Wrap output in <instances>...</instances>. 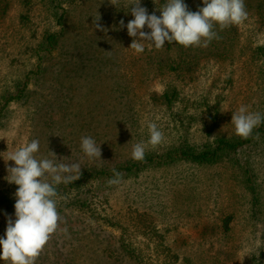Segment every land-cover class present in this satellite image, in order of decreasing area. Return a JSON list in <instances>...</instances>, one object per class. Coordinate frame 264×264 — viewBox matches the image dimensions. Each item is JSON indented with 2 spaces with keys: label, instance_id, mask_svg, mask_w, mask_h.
I'll use <instances>...</instances> for the list:
<instances>
[{
  "label": "rangeland",
  "instance_id": "374dc122",
  "mask_svg": "<svg viewBox=\"0 0 264 264\" xmlns=\"http://www.w3.org/2000/svg\"><path fill=\"white\" fill-rule=\"evenodd\" d=\"M184 2L193 12L204 6ZM126 4L68 0L62 10L51 0H0V153L37 139L38 159L78 163V180L88 176L76 196L70 184L78 180L57 186L62 223L35 264H136L139 255L144 264H264V123L252 134L259 139L216 162L139 166L115 186L109 176L90 177L134 164L133 145L148 140L149 122L165 139L145 155L165 158L185 141L199 149L240 137L231 119L242 105L264 114V62L254 52L264 45V1L245 0L248 18L217 28L220 39L206 48L168 50L166 41L161 49L145 43L140 54L130 49L126 25L134 17ZM141 5L161 15L154 0ZM98 16L107 31L95 28ZM27 79L21 97L5 105ZM85 136L101 145V159L83 153ZM7 175L0 156V196L16 200L18 186ZM5 213L15 220V212L0 209V237ZM226 215L234 216L229 233Z\"/></svg>",
  "mask_w": 264,
  "mask_h": 264
},
{
  "label": "clouds",
  "instance_id": "9594fccd",
  "mask_svg": "<svg viewBox=\"0 0 264 264\" xmlns=\"http://www.w3.org/2000/svg\"><path fill=\"white\" fill-rule=\"evenodd\" d=\"M118 6L119 0H110ZM155 12L149 14L148 9L141 5V0H127L134 19L127 25L128 35L133 39L130 49L140 54L145 51V43L161 49L167 41L169 44H179L184 47H208L213 40L220 39L219 31L233 25H239L248 18L245 0H203V7L198 11H190L184 0H165L163 5L157 4ZM100 16L94 17L93 24L100 31H107L100 23ZM147 26L150 32H145ZM124 28V21H120ZM219 29V31L217 30ZM138 37V39H137ZM264 123V114L250 111V106L242 105L232 112L231 124L236 135L248 139L254 129ZM143 130V129H142ZM148 140L133 145L132 159L142 161L148 146L153 148L164 142V133L157 123L147 124ZM256 139H259L257 134ZM81 149L88 158L101 159V145L85 136L81 138ZM40 142L33 139L14 151L3 152L9 184L18 186L14 196L16 199L15 220L5 213L7 227L5 237H0V260L4 264H35V259L50 240L51 236L60 230L62 218L58 211L57 186L76 181L81 176L78 163L71 165L57 163L54 158H37ZM52 157H57L52 151ZM14 161L15 166L8 165ZM122 173L113 169V177L107 183L109 186L122 183ZM67 234V228L62 229Z\"/></svg>",
  "mask_w": 264,
  "mask_h": 264
},
{
  "label": "trees",
  "instance_id": "16d2710c",
  "mask_svg": "<svg viewBox=\"0 0 264 264\" xmlns=\"http://www.w3.org/2000/svg\"><path fill=\"white\" fill-rule=\"evenodd\" d=\"M68 0H51L53 6L57 9H62L64 10V3L67 2ZM72 3L75 0H70ZM264 1V0H263ZM64 17V13L60 14L59 16V23L62 22ZM47 41H48V46H45L46 49H51L53 47V45L56 42L55 39V35L51 34L47 37ZM173 45H175V43L173 44H169L167 42V49L171 50L173 49ZM177 45H179L177 43ZM181 46V45H180ZM255 56H257V58H259V60L264 62V45H261L259 47H257L255 50ZM29 80H26V83L24 84V87L21 88L19 90V93L17 95H10V97H8L6 99L5 105L9 104L12 100H15L16 98L21 97V95L24 92L25 86L27 85V82ZM165 97L168 100V103L172 102V98L174 97V92L172 95H168L166 94ZM4 105V106H5ZM256 139V135H252L250 138L248 139H244L242 137H233V138H229V137H219L216 138L214 140L213 143L209 144V145H205L204 147L201 148H196L195 145L190 144L189 142L185 141L183 142V144L181 146H179L178 148H176L175 150H173L172 152L168 153L165 158L162 156H146L142 161H136L134 164L132 165H128V166H123L119 168V172L122 173V176H126L127 173H129L130 171H133V169L135 168H140L141 167H149L152 165H163L166 163H175L177 161H186V162H194V163H210V162H216L219 159H221L223 156L226 155H231V154H239L240 151L242 150L243 147L253 143V140ZM124 171V172H123ZM245 173H248V170L245 171ZM101 176H105V177H113V174H111L108 171H95L94 173H90V177L92 178H97V177H101ZM88 179L87 174L86 175H82L81 179L77 181V185H75V183L70 184L71 186L75 187L74 189L76 190V194L77 193H81V189L82 187L85 185L84 181ZM250 180L252 181V175L249 174L248 176V182H250ZM58 194L60 193L59 190L57 189ZM252 192L253 194H257V189L254 186L252 188ZM258 197L254 198V203L255 205L258 203L257 201ZM74 197L71 199L73 200ZM16 200H14L13 198L7 197V196H0V209L1 210H5V211H11V212H15V205ZM234 219L233 215H226L223 219H222V229L223 232L225 233H229L232 230V220ZM128 250V249H127ZM125 254H127V251L124 250ZM132 254V251H131ZM129 255V254H128ZM115 255H113L111 258L115 259L114 257ZM120 256L118 255L116 260L119 261L120 260ZM124 258H128L125 256H121ZM134 259L136 264H144L143 263V259L141 258V256H136Z\"/></svg>",
  "mask_w": 264,
  "mask_h": 264
}]
</instances>
